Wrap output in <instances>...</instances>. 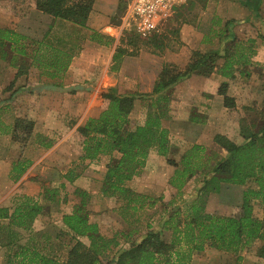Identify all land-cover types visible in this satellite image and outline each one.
Masks as SVG:
<instances>
[{"label":"trees","instance_id":"1","mask_svg":"<svg viewBox=\"0 0 264 264\" xmlns=\"http://www.w3.org/2000/svg\"><path fill=\"white\" fill-rule=\"evenodd\" d=\"M206 1L202 8L206 6ZM93 3L94 0H35L37 9L53 16V24L40 40L30 39L9 27H0V58H8L13 64L19 55L28 56L31 47L32 65L41 71L42 77L57 82L64 77L73 58L83 48L85 37L81 28L86 27ZM68 22L72 25L68 26ZM229 24L227 22V27ZM91 37L97 39V33L94 32ZM261 37L264 38V35ZM254 42L251 38L247 42L235 38L224 55L219 51H195L185 69L176 72L175 64L165 63L152 93L119 94L115 88L101 93L105 100L103 109L79 126L77 135L82 145L83 162L97 160L103 155L119 154L117 160L107 165L102 185L104 196L117 197L124 210L137 212L153 205L150 196L135 191L127 186V182L141 173L152 151L160 155L171 151L172 137L169 129L163 126V120L168 117L164 104L170 102L165 90L193 73L209 76L222 57L225 58L223 75L234 78L239 72L242 76H250L248 67L254 65ZM123 52L121 48L119 56ZM25 68L21 66L18 75L25 74ZM224 90L221 89L222 94L226 93ZM140 97L144 102L146 118L143 123L131 125L130 114L135 100ZM225 105L235 107L233 98L226 95ZM258 112L261 116L257 117L256 123L244 119V123L240 124L243 143H236L223 134L214 137V142L225 149L227 155L210 169L209 177L203 183L204 190L218 193L222 183L254 184L243 191L242 203L233 213H210L204 200H194L184 210L178 208L173 211L164 222L162 231L155 230L148 223L146 231L143 230L144 236L133 241V235L142 232L140 228L116 232L111 238L104 236L98 223L90 221L87 202L83 199L72 211L63 215V223L75 243L71 245L67 258L61 262L48 247L50 236L43 234L38 237L32 232L33 222L44 212L46 204L55 202L60 196L58 188L44 187L39 198L19 195L14 206L0 207V232L7 229L8 237L5 244L9 248L6 264H192L195 252H203L207 247L238 253L251 248L256 241L262 243L259 253L264 257V219L254 214V202H259L264 210V102ZM33 127L31 120L18 118L12 129L13 140L26 143ZM203 151V145H194L185 153V166L175 170L170 185L180 191L188 176H194L206 167L202 163V158H205ZM29 163L27 159L14 163L11 178L23 174ZM73 177L68 179L72 181ZM16 228L29 230L30 235L23 237ZM163 231H171L170 239L163 237ZM85 237L89 240L88 244L82 240ZM122 239L131 242L130 246L118 248ZM238 259L240 261L241 256Z\"/></svg>","mask_w":264,"mask_h":264},{"label":"crops","instance_id":"2","mask_svg":"<svg viewBox=\"0 0 264 264\" xmlns=\"http://www.w3.org/2000/svg\"><path fill=\"white\" fill-rule=\"evenodd\" d=\"M128 2L129 0H94L86 27L81 28V33L85 37L83 48L73 58L64 77L57 82L44 79L38 68L32 65V48L28 49V56L19 55L15 64H11L8 58H0V110L4 111L0 118V141H8L9 146L11 141H14L12 129L18 118L29 119L34 123L33 135L39 133L41 136L53 137L60 131L59 128L66 129L67 114L72 117L73 123L62 134L64 138H70L91 115L93 109L91 105L99 98L101 91L126 87L129 89L124 90L127 94L153 92L167 60L147 51L140 53L124 51L119 56L123 46L122 34L126 31L124 15ZM28 12L12 16L0 8V27H9L30 39H42L54 22L53 16L37 9L35 0L31 3ZM227 22H230L228 27ZM66 24L72 25L69 22ZM94 32L97 33V39L91 37ZM260 34L264 35V0H209L193 24L185 23L181 27L180 37L183 41L181 53L187 52L184 55L188 58L184 67L187 66L195 51L202 53L219 51L221 55H224L226 48L235 38L244 42L250 38L256 39L254 42L256 51L252 58L254 65H250L252 75L248 77L239 78L240 80L234 82L233 78L223 75L222 65L225 63V58L222 57L218 59L209 76L193 73L165 90V94L172 98V118L164 119L163 126L170 129L171 137H185L194 133L195 143L208 144L209 139L212 143L211 149L220 151L222 148L214 142L216 134L226 135L232 140L237 134L241 136V125L236 126L231 121V108L225 105V96L233 98L239 110H242V106L243 108H250L255 104L263 106L264 82L256 80L259 72L264 79V67H262L264 66V38ZM21 66L27 67L25 68L27 72L18 75ZM34 74L37 75L35 79L32 78ZM223 84L227 86L223 87ZM176 88L180 96L175 98ZM221 89H225L226 93L222 94ZM195 109L199 116L193 115ZM251 113L252 111H248L249 119L258 114ZM196 121L200 123H195ZM177 125L181 127L177 129ZM58 143L59 141L54 140L47 146L35 141L32 149L39 151L49 149L55 152ZM224 152L225 157L227 155L225 149ZM20 154H11L9 147L7 150L0 148V185L8 186L3 189L5 196L1 198L0 207L10 205L11 196L14 193L9 190L11 186L13 191L24 190L32 195L38 193L30 188L35 183L32 175L41 164L37 159L31 158V164L18 178L12 179L10 176L14 163L20 159H30L25 154L22 156ZM82 155L83 151L79 156L82 157ZM155 158H157V152H151L141 173L130 182L141 175H148L151 171L159 177L156 169L158 166L154 164ZM99 159L96 161L98 162ZM84 163L87 165L84 170H80L72 181L66 180L81 185L80 187L88 193H96V189L93 188L94 191H91L89 185L94 177L101 178V182L105 179L107 163H102L103 166L98 175L94 172L95 162L86 160ZM169 183L171 179L167 178V184ZM239 186L241 185L222 183L221 193L225 192L223 198L228 197L226 192L229 189H234L231 187ZM130 187L139 193L154 196L149 191L151 189L138 190L133 186ZM243 191L238 193L240 201H242ZM223 207L225 208L224 205ZM144 234L145 232L142 231L133 235L132 238L140 240ZM126 243L122 239L118 248H126ZM0 264H6L5 250L2 248H0Z\"/></svg>","mask_w":264,"mask_h":264},{"label":"rangeland","instance_id":"3","mask_svg":"<svg viewBox=\"0 0 264 264\" xmlns=\"http://www.w3.org/2000/svg\"><path fill=\"white\" fill-rule=\"evenodd\" d=\"M33 1L34 0H6L0 2V8L4 12H7L8 15H23V13H29L28 11L30 10L31 3ZM208 2L209 0L206 1V6ZM203 3L204 0H186L185 3L174 8V12L163 21L157 30L151 33L141 34L136 31L126 30L122 34V50L130 51L131 53H140L141 51L151 52L165 58L167 63L175 64L177 67V70L174 68L175 72L178 71V69H185L183 65L186 63L188 58L184 55L187 52L181 53L183 41H181L180 29L185 23L193 24L196 21L199 13L203 9ZM254 41H256V39H254ZM255 47L256 43L254 44V48ZM248 68L251 70L250 66ZM39 72L41 71L39 70ZM250 75H252L251 71ZM257 76L258 78L256 80L264 82L260 72ZM35 77H37V75H32V78L35 79ZM242 77L248 76H242L239 72H236L233 80L235 82L240 80L239 78ZM43 78L46 79L45 77ZM124 90L128 91L129 89L123 87L116 91L119 94H127ZM103 91H101V93ZM179 96L178 89L176 88L175 98ZM169 98L170 102L164 104V109L168 112V117L166 119L170 120L172 118V98L171 96H169ZM143 104L144 102L142 101V97L135 100L134 108L130 114L131 125L144 122L146 118V109L143 107ZM104 105L105 100L101 95H99V98L93 102V105H91L93 109L91 110L90 116L97 115L103 109ZM243 107L244 106L241 107L242 110L237 109V105L231 108V121L234 122L236 126H238V124H243L244 119L247 122L252 120L256 123L258 121L257 117L261 116L258 115V110L262 109V105L258 106L255 104L250 108ZM196 110L197 109L193 111V115L198 114ZM248 111H252V113L256 112L258 114L257 116H251V119H249L250 117L247 116ZM3 114L4 111L0 110V118ZM61 114L62 113H60V115ZM71 118L72 117L67 114L65 123L66 129L64 130L62 127L59 128L60 131L55 133L53 137L49 135L41 136L39 133L38 135L32 134L26 143H15L14 141H11L10 146L8 141H0V148H6L7 150L9 147L11 154L19 155L21 153V156L23 154L28 156L30 159H24L30 161L29 165L32 162L31 158L33 160L37 159V161L41 163L35 170L34 175H32L35 179V183H33L30 187L38 193L32 195L28 194V192H25L24 190L17 191L16 189L13 191L11 189L13 186H11L9 190L14 193L11 196L10 205L8 206H14L16 196L19 195L28 194L29 196L35 198L41 197L40 194L43 192L44 187L58 188L60 190L59 198H57V200L53 203H47L44 212L35 219L33 222L32 232L38 237H41L43 234L50 236V243L48 247L53 250V253L61 262L67 258L71 245L75 243V240H73L70 234H68V228L63 223V215L72 211L73 207L80 204L83 199L87 202L90 221L98 223L101 233L104 234V236L111 238L116 234V232H129L133 228H140L142 231H146V225L148 223L152 224L155 230L162 231L164 222L173 211L178 208L184 210L188 204L199 199L204 200L206 210L210 213L216 214L218 212V214H231L235 211L236 207L242 203L239 198V191L242 192L247 187L254 185L253 183L248 182V184L244 186L231 187L234 189H229L226 192V195L228 194L227 198H223L225 192L223 194L221 193L222 191H220L218 192L221 193L220 195H215L216 193H207L204 190L203 183L205 182V178L209 177L210 169H212L213 166L224 157L223 154H226L224 149H220V151L211 149L212 143H210L209 139L207 142L208 144H202L204 147L203 155L205 154V158H202V163H204L206 167L203 168L202 171H197L194 176H188L187 182L184 184L185 186L180 191L173 185H170L171 183L167 184V178L172 179L175 170L177 168L182 169L185 166L183 164V156L185 153L187 154L188 151L192 150L194 145L202 146L201 144L195 143V140H193V137L195 136L193 135L194 133L185 137L173 136V149L167 155H160L157 153V158L154 159L155 166H158L156 169L157 173H159V177L155 176V174H153L154 172L151 171L146 176L141 175L139 178H135L133 182H130V180L127 182V186H133V188L138 190H142V188H146L145 190L151 189L149 191H151L154 196H148L151 197L153 205L147 206L145 210L137 212L132 209L124 210L122 206L123 203L117 197L103 195L102 185L104 180L101 182V178L98 179L97 177H94V182L92 180V183L89 185L91 191H94L93 188L96 189V193H88L83 190V187H80L81 185L79 186V184L67 182L66 179L75 176L80 172V170H84L87 167V165L81 160V156H79L83 150L80 138L77 135V129L70 138H64V134H62V132L66 131L68 126L73 123V119ZM195 123L200 122L196 121ZM179 127L181 126L177 125V129H179ZM54 140L57 142L59 141L55 152L49 149L43 151L32 149L35 141H39L43 145L47 143L52 144ZM233 141L236 143H243L245 140L242 136H238L237 134L233 138ZM11 145L14 146L12 147ZM208 157H210V159H207ZM118 158L119 154L114 153L112 155L102 156L98 162L94 160V172L96 175L101 172L103 162L108 165ZM191 164L193 165V163ZM154 171L156 170L154 169ZM62 184H64V187H62ZM7 187L8 186L5 184L0 185V202L2 201L1 198L5 196L3 189ZM152 189H154V191H152ZM254 214L258 218L264 219V210L259 202H254ZM16 231H18V233L20 232V235L23 237H28L30 235L29 230L16 228ZM163 237L167 240L170 239L171 231H163ZM7 239V229H3L0 232V248L5 250L6 262L7 255L9 253V248L5 245L7 243ZM82 240L86 244L89 243V240L86 237ZM256 242L257 243L253 244L251 248L238 253L221 251L213 247H207L203 252H195L192 264H264V257L259 253L262 243L260 241ZM129 244H131V242H127L125 244L127 245L126 247H129ZM239 256H241L240 261H238Z\"/></svg>","mask_w":264,"mask_h":264},{"label":"built area","instance_id":"4","mask_svg":"<svg viewBox=\"0 0 264 264\" xmlns=\"http://www.w3.org/2000/svg\"><path fill=\"white\" fill-rule=\"evenodd\" d=\"M186 0H129L125 15L124 28L141 34L157 30L168 18L174 8Z\"/></svg>","mask_w":264,"mask_h":264}]
</instances>
